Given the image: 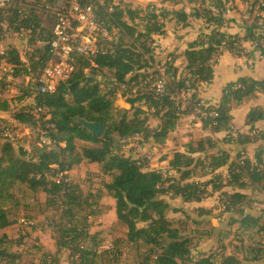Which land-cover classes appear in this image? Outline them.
I'll return each mask as SVG.
<instances>
[{"label": "trees", "instance_id": "trees-1", "mask_svg": "<svg viewBox=\"0 0 264 264\" xmlns=\"http://www.w3.org/2000/svg\"><path fill=\"white\" fill-rule=\"evenodd\" d=\"M43 1L56 5L58 0H37ZM68 2L69 0L65 8L68 7ZM83 3L93 6L103 16L107 14L106 18L115 24V29L120 32L121 37L115 44L113 54L97 56L93 60L98 68H94L85 60L78 65L69 79L59 85L54 94L37 97L34 100V106L42 109L43 118L49 117L45 123L49 126L48 137L53 142L50 147L34 148L29 161L21 169L11 155L12 145L0 142L3 151L0 158V230L13 224L2 207V200L8 194L9 188L16 184L27 185L34 193L40 189L47 192L46 204L62 199L63 206L69 214L81 207L80 210L89 208V213L92 211L89 216L97 215L98 210L93 211V207L101 201L103 192L99 191L82 201L77 194L78 186H74L68 176L74 167L89 162L101 164L102 173L112 177L111 183L104 184V190L116 201L117 220L126 228V240L136 248L142 246L148 248L146 253L154 258V264L194 263L192 252L196 244L184 233L185 223L181 220L173 222L167 218L170 211L181 212L177 208L172 210L170 205L171 201L178 198L185 203L202 202L210 194V190L220 192L225 212L234 214L230 219H233L231 223H237L245 230L264 232V217L247 214L245 211L244 206L250 203L249 196L241 192L230 194L225 191L227 186L240 190L260 187L263 190L264 144L258 147L254 161L245 156V150L238 152L233 159L230 152L220 150L218 144L208 138L205 143L199 142L198 148L190 146L191 151L176 152L173 155L168 168L169 173L174 172L173 178L166 176L162 170L146 169L138 160L118 150L122 141L134 136L146 141H164L176 129L178 122L187 117L198 119L204 131L213 134L225 131L231 136L234 133L231 130L233 102L239 106L247 99L264 94V79L240 78L231 82L224 89L219 104L211 107L202 106L199 88L213 80L215 65H210V61L215 56L221 57L225 51L242 56L238 48L241 46V54L247 56L246 50L242 49V43L251 42L264 56V26L261 28L263 34L257 36L255 31L260 28L250 26L246 29L244 38H240L238 35L222 31V18L207 9H194L189 14L184 9L162 10L158 13L153 6L145 11L132 9L124 6V0H121L115 5L114 11L110 12L108 2L104 6L97 0H83ZM171 15L184 26L188 25L190 18L202 20L207 23L209 31L200 33L181 55L170 53L164 63L157 62L154 38L153 47H148L147 44H142V49L138 47V43H141L140 36L143 35L135 38V34H139L137 23L146 20L145 35L166 37V22ZM28 17L27 19L9 7L0 9V33L3 31L1 28L5 26H12L16 31L24 29L29 32L30 43L35 46L33 54H30L29 63L36 71H42L52 59L50 34L42 28L35 9L31 10ZM127 40H132V43L127 44ZM38 41L41 42V46L37 48ZM9 54L12 56L13 64H23L16 49H10ZM175 55L179 56V59L183 57L185 63L182 68L177 66ZM158 63L159 68L151 73ZM160 71H164L168 78L174 77L167 95L156 97L151 91H144L147 88L135 91L147 77L159 74ZM105 72L111 74V78H107ZM105 83L123 86L129 91V94L123 92L122 95L131 109L118 113L117 118L111 110L116 97L115 92L107 91L105 87L108 85ZM182 91L191 92V100L185 108L182 99L179 98ZM142 103L145 104L146 110L152 113V119L158 122L155 129L151 128L150 120L144 116L143 108L138 106ZM8 109L9 103L1 100L0 111ZM212 113L218 116L216 118L210 116ZM77 117L104 124L106 132L103 138L93 136L76 124L74 119ZM263 117L264 113L261 110H252L246 118V123L252 125ZM15 120L23 124L38 121L32 112L26 109L18 111ZM236 136L241 146L259 141L264 143V136L259 133ZM77 140L100 146L86 147L78 152ZM195 154L202 155V160L194 158ZM23 156L27 157L29 154L26 152ZM200 163L211 175L210 180L206 182L194 181L195 170L196 167H201ZM225 168H228L227 176L220 173V170ZM49 177L57 181L49 180ZM204 213L208 212L199 210V214ZM72 227L64 228L66 236L60 231L62 239L57 241L58 251L69 250L73 261L75 254L81 253V264H94L90 255L86 257L87 250L84 245L90 236L89 229L85 226ZM8 238L5 234L0 236V260H9L10 264H21L20 258L7 250ZM251 248L253 247H247ZM252 252L256 254L251 258H247V255L240 258L238 254L225 256L221 264H254L263 261L264 254L262 256L260 250L252 249ZM210 262L212 263L210 258L206 257L196 263Z\"/></svg>", "mask_w": 264, "mask_h": 264}, {"label": "rangeland", "instance_id": "rangeland-1", "mask_svg": "<svg viewBox=\"0 0 264 264\" xmlns=\"http://www.w3.org/2000/svg\"><path fill=\"white\" fill-rule=\"evenodd\" d=\"M13 1L27 4L31 6L32 9H35L36 15L41 21L42 28L48 34L51 32L55 20V15L53 14L55 12L54 10L59 9L61 6L65 8L67 4V0H58L56 5H50L44 1L37 2V0ZM120 2L121 0H115V5H118ZM123 4L132 9H142L144 11L153 6L158 10V13L162 10H182V0H124ZM185 9H189L190 12L193 10L191 8ZM168 19L169 20L166 22L167 35L168 32H170L171 34L176 35V37H185L187 35L199 33L205 28L208 29L207 23L203 22L205 27H202L201 23H197L193 18L189 20L192 30L185 28L186 25L184 26L182 23L177 22L173 15L169 16ZM137 24V32L139 34H135V38L140 34L144 36L147 33V31L145 32V26H147L146 20ZM1 29L3 30L0 33L1 36L7 39L6 46L12 44L19 48L24 59L27 58L28 55L33 54L34 46L30 43L31 37L29 32L16 31V33L8 34L5 31L6 26ZM184 30L187 31L184 33ZM116 33L117 30H115V35ZM117 36L121 37L120 32ZM143 36H140V40ZM159 37L161 36H156V38ZM167 37H169V35ZM156 38L155 41L157 42L160 38ZM126 43L130 45L132 40H127ZM37 44L40 45L41 42L38 41ZM30 46H32V48H29ZM158 46L159 50H161L162 44L158 43ZM175 56L177 57V66L182 68L181 58L179 59V56ZM159 66L160 64L158 63L150 72L152 73L157 70ZM105 73L107 78H111V74L107 72ZM0 74L2 75L1 68ZM155 74H151V77H154ZM151 77H147V79H150ZM105 84L108 85L105 89L107 91L115 92L116 95V97H114V104L111 108L115 118H117L118 113L124 110H130L131 106L122 95L123 92L129 94V91L123 86L109 85V83ZM15 86L21 90V96L13 97L12 95H5L0 97V101H7L9 103V109L7 111H0V142L2 144L8 143L12 145L13 151L11 155L14 156L21 169H23L25 163L29 161L31 154H33L34 148L40 147L41 132L48 127H43L46 125V121L43 118L44 113L34 106L33 99L29 98L27 95L26 83L19 80ZM143 88H147L144 91L149 90L147 85L145 86L141 84L135 89V91ZM181 99L186 101L184 97H181ZM138 106L143 108L145 111L144 116L150 120L151 123L149 124L151 128L155 129L158 122L152 119V113L146 110L145 104H138ZM22 109L32 112L38 121L31 124L18 122V124L15 120L16 114ZM5 124L9 127L14 125L11 128L13 130L16 128L21 133V138L18 140L19 142L9 143L5 140L2 129ZM201 128L195 126L194 118H182L178 122L176 129L170 133L166 140L154 142L152 140L146 141L139 136H134L122 141L118 150L120 153L138 160L146 169L162 170L166 176L173 178L172 176H174V172L169 173L168 171V161L176 152H189L191 151L190 146L198 148L197 145L199 142L202 141L205 143V140L209 137H207L206 132ZM233 132L237 133L238 131L233 130ZM233 138V135L227 137V139L224 137L217 143L219 147L222 145L227 146L231 144V141L235 140ZM99 146L100 144L79 140L76 141V150L78 152H81V150L86 147L95 148ZM26 152L29 154L27 157L23 156ZM2 155L3 151L2 147H0V158ZM236 155L237 152H234L233 157L235 158ZM194 158L202 160L203 157L202 155L195 154ZM200 165L201 167H196L194 181L206 182L210 180L211 175L208 174V171L204 168L202 163H200ZM72 170L73 171L69 173V180L74 186H78L77 194L82 201L89 199L92 194H97L99 191L103 192L100 201H103L104 203L103 205L101 203V216L91 220L89 215H91L92 211L89 213V208L80 210L81 207L80 209H76L72 214H69L63 206L62 199H60L59 202L57 200L46 204L47 192L40 189L37 193H34L27 185L16 184L9 188L8 194L2 200V207L6 210L10 221L13 223L11 226L0 230V236L5 234L9 237L6 239L7 250L12 254H15V256H18L21 264H74L73 259L70 258L71 252L69 250L62 249L60 252L58 251L57 241L62 239L60 231L63 232L64 228H73L72 226L75 225L76 227L85 226L89 229L90 236L84 245L85 250H87L86 257L90 255L92 261L95 262L94 264H154V258L146 253L148 248L144 246L136 248V246L129 244L126 240L127 231L125 227L120 223H116V201L104 190V184L111 183L112 177L102 173L101 164L84 162L83 164L74 167ZM220 173L225 176L229 174L228 169L226 168L220 170ZM166 186L168 185L166 184ZM232 190H236L237 192L244 191L249 196L250 203L244 206L246 212L251 210L256 212L257 215L264 217V188L263 190L260 189V187L247 188L245 190L232 188L231 186L225 188V191L229 193H233ZM63 195L66 196L64 193ZM213 197L219 201L220 198H222L219 194H215L210 198ZM215 204V208H217L218 204ZM220 205L224 207L223 203ZM188 211L189 213L193 212L191 207H189ZM63 214L65 217H63ZM219 215H221V220H218V218H216V221L207 219L208 221L204 227L211 228V226L216 225L217 227L214 230L219 232V242L214 245V250L203 254V258L209 257L212 261L210 264H221L223 258L230 253L238 254L240 258L245 255H247V258H251L256 254L252 252V249L260 250L262 252L261 255L263 256L264 232L245 230L240 228L239 224L231 223L233 219H230L234 216L232 213H229L228 215L217 213V217ZM29 221H34V225L33 222L32 225H29L27 223ZM184 221V225L186 226L183 227L184 233L188 236L190 234L194 236V244L197 245L200 237L204 235L200 233L201 231L198 229L199 226H195V224L191 223L190 218L185 219ZM203 230H208L210 232L209 229ZM63 234L66 236V232H63ZM63 242H65L64 239ZM23 243L26 245V249L20 251L19 246ZM22 247L23 245H21V248ZM247 247L253 248L247 249ZM262 259L264 261V256ZM0 264L10 263L9 260H0ZM191 264L197 263L194 262Z\"/></svg>", "mask_w": 264, "mask_h": 264}, {"label": "built area", "instance_id": "built-area-1", "mask_svg": "<svg viewBox=\"0 0 264 264\" xmlns=\"http://www.w3.org/2000/svg\"><path fill=\"white\" fill-rule=\"evenodd\" d=\"M100 5L107 7L110 12L115 9V0H97ZM9 7L14 12L22 14L27 19L32 10L31 6L14 2L13 0H0V9ZM182 7L191 9H207L215 15L222 18V25L229 23L240 24L245 31L250 26H258L256 35H261L262 27L264 26V0H182ZM55 20L52 25L50 34V49L52 59L44 70L36 71L31 64L15 65L11 62L12 56L9 51L0 46V97L12 95L13 97L21 96V90L15 86L17 81L21 80L26 83L27 95L33 101L37 97H43L49 94H54L59 85L65 82L74 73L78 65L87 60L94 68H98L94 63L97 56L111 55L115 51V43L118 42L119 33L115 29V24L106 15H101L97 9L91 5H85L83 0H69L68 7H60L54 13ZM115 30L117 33L115 35ZM6 33L13 34L16 30L12 26L5 29ZM19 32H26L21 29ZM155 36L145 35L141 38L139 48L142 49V44H147L148 47H153L152 40ZM155 40V39H154ZM256 46V45H254ZM240 55L241 54V46ZM242 44V49H243ZM220 56H215L210 61V65H216ZM174 81V77L168 78L164 71H160L150 79L143 81L142 85H147L149 90L156 97H163L168 94L170 83ZM184 97L183 108H185L191 100V92L182 91L179 98ZM39 110L41 108H37ZM216 118L218 114H211ZM49 117L45 118L47 121ZM18 123V121H17ZM19 124V123H18ZM8 125H3V137L9 143H17L21 138V133L15 128L13 130ZM45 127H49L46 125ZM53 142L48 137V128L41 132L39 146L48 147ZM65 147V145H62ZM69 176V174H68ZM49 180L57 181L49 177ZM69 182V180H68ZM99 209V203L93 207V211ZM33 225H34V221ZM32 222H27L32 225ZM21 245L23 247L21 248ZM19 246V250L26 249L23 243ZM81 253L74 256V264H81Z\"/></svg>", "mask_w": 264, "mask_h": 264}, {"label": "crops", "instance_id": "crops-1", "mask_svg": "<svg viewBox=\"0 0 264 264\" xmlns=\"http://www.w3.org/2000/svg\"><path fill=\"white\" fill-rule=\"evenodd\" d=\"M180 7V6H179ZM183 9V7L181 6ZM180 8V9H181ZM185 11L189 14L190 11L189 9H185ZM191 19V18H190ZM189 19V20H190ZM196 20V19H195ZM197 23H201L202 27H205V24L203 23L202 20H196ZM193 24V23H191ZM222 31L232 34V35H238L240 38H244L246 31L244 27L240 24H234V23H229V25H222ZM190 30L192 28L190 27V21H188V25L185 27ZM187 30H184L183 32L185 33ZM209 29H204L203 31L196 33V34H191L187 35L185 37H176V35L171 34L168 32L169 37H159L155 38L159 39L157 42L155 41L154 49H155V58L157 62H162L166 60L168 55L170 53H176L178 55H181L188 47V44L192 43L195 41L200 33L202 32H208ZM2 38V36H0ZM154 38V39H155ZM6 40L5 38L0 39V46L3 49L10 50V49H16L18 53L20 54V59L24 63L29 64V58L31 55H28L27 58H23L22 54L20 52V49L17 48L16 46H13L12 44H8L6 46ZM158 43L162 44L161 50H159ZM244 49L247 52V56H235L232 53L225 51L223 55L220 57L218 63L214 66V78L209 84H205L200 87L199 89V97L201 98L202 106L205 107H211V106H217L223 96V91L227 87L228 84L231 82H235L239 80L240 78H251L254 80H263L264 79V56L261 54L260 51H258L253 43L251 42H244L242 43ZM41 45L36 46L37 48L40 47ZM35 47V46H34ZM29 48H32L30 46ZM185 63L183 57H181V65ZM161 70V69H160ZM255 109H259L264 113V94H258L256 97L250 98L245 100L241 105L237 106L235 102L232 104V111H231V116H232V121H231V130H236L238 131L237 133H233V141H231V144L225 145V146H220V150L228 151L233 157L234 152H240L242 150H245V156L251 158L254 161V155L260 145L263 146V142H253L245 146L239 145L238 137L236 136L237 134L239 135H247L251 136V134H261L264 136V117L263 119L255 122L252 125H247L246 123V118L248 114ZM195 119V126L201 128V122L196 119L195 117H192ZM202 129V128H201ZM232 130V131H233ZM207 137L211 138L214 142H218L219 140H222L224 137L227 138L229 137L228 132H220L218 134H213L209 131H205ZM218 144V143H217ZM219 146V145H218ZM172 159V158H171ZM170 161V160H169ZM168 161V163H169ZM83 164V163H82ZM228 169V168H226ZM229 187V186H227ZM232 192H237L236 190H232ZM229 193V192H228ZM246 194L244 191L241 192ZM219 194L220 192H212L210 190V194L203 199L202 202H193V203H185L183 202L182 199L178 198L175 201H169L171 205V209H180L181 212L179 213H174L173 211H170L167 214V218L170 221H183L185 223V219L190 218L191 223L195 224V226H199L198 229H200V233L203 234L204 236H201L200 239L198 240L197 245L193 249L192 252V258L194 262H198L201 258H203V254L209 253L211 250H214V245H216L219 242L218 236L219 232H216L214 230L217 226L213 225L211 228H204L207 223V219H211L213 221H216L220 219L219 215L217 217V213H224V215H228V212H225V207H222L220 204L223 203V201L220 198L219 200H216L215 197L210 198L211 196ZM231 194V193H230ZM221 197V196H220ZM101 203L102 205L104 204L103 201L99 202V209H98V214L94 216H89V218L92 220L99 218L102 214L101 211ZM116 203V202H115ZM218 204L217 208L216 204ZM189 207L192 208L193 212L189 213L188 209ZM202 209L208 213L204 214H199V210ZM248 209V207H247ZM246 210V209H245ZM247 214H253L257 215L256 212L248 210L246 212ZM178 214V216H177ZM115 221L116 223H120L117 220V215H116V206H115ZM190 222V221H189ZM121 224V223H120ZM122 225V224H121ZM123 226V225H122ZM124 227V226H123ZM126 229V228H125ZM203 229H209L208 230H203ZM199 233V232H195ZM194 241V236L191 234L189 235ZM127 239V238H126ZM217 249V248H216ZM232 253L228 254L227 256L231 255ZM196 257V258H194ZM248 264V263H245ZM254 264H264V261H261L259 263H254Z\"/></svg>", "mask_w": 264, "mask_h": 264}, {"label": "water", "instance_id": "water-1", "mask_svg": "<svg viewBox=\"0 0 264 264\" xmlns=\"http://www.w3.org/2000/svg\"><path fill=\"white\" fill-rule=\"evenodd\" d=\"M74 122L97 138H103V136L105 135L106 126L102 123L91 122L81 117L75 118Z\"/></svg>", "mask_w": 264, "mask_h": 264}]
</instances>
